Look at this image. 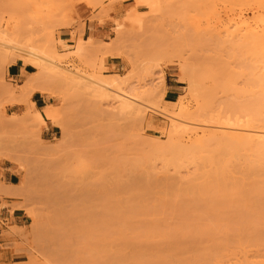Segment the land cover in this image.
Returning <instances> with one entry per match:
<instances>
[{"label":"rangeland","instance_id":"374dc122","mask_svg":"<svg viewBox=\"0 0 264 264\" xmlns=\"http://www.w3.org/2000/svg\"><path fill=\"white\" fill-rule=\"evenodd\" d=\"M263 16L264 0H0V34L13 40L0 45V156L20 171L15 206L27 213L0 234V264H264V155L215 165L169 154L173 139L195 145L174 135L173 116L264 131ZM34 91L52 96L53 136ZM125 91L141 110L110 99ZM13 103L24 111L8 115Z\"/></svg>","mask_w":264,"mask_h":264},{"label":"bare ground","instance_id":"6f19581e","mask_svg":"<svg viewBox=\"0 0 264 264\" xmlns=\"http://www.w3.org/2000/svg\"><path fill=\"white\" fill-rule=\"evenodd\" d=\"M264 17V16H263ZM256 19H254V21H255ZM248 22V21H247ZM261 22V21H260ZM245 23V22H244ZM257 23H259V22H257ZM248 24H250V21L246 24L247 26H248ZM242 26H243V24H241ZM245 25V24H244ZM257 25V24H256ZM247 26H246V28H247ZM241 27V26H240ZM245 27V26H244ZM263 28V27H262ZM1 29V28H0ZM261 30V29H260ZM5 31V30H4ZM1 32V31H0ZM246 32V31H245ZM254 33H255V30L253 31ZM3 33V32H2ZM250 33V32H249ZM257 33H260V31L258 32L257 31ZM0 35H2V34H0ZM251 35H252V33H251ZM8 34L6 33H3V35L2 36H0V40H2L3 42L1 43L0 42V45H4V46H7V47H9L8 45L9 44H11V42H13V40L12 39H10V37L8 36ZM11 38H13V37H11ZM253 38V37H252ZM90 40V39H89ZM86 42V41H85ZM264 44V43H263ZM254 45V44H253ZM11 46V45H10ZM80 46V45H79ZM16 47V46H15ZM262 47H263V45H262ZM6 48V47H5ZM16 48H18V47H16ZM260 49V48H259ZM258 49V50H259ZM261 51H263V54H264V48H263V50H261ZM27 53L29 54V55H31L32 57H34V59H36V58H38L39 60H46L47 58H45L44 56H42L39 52H38V50H36V48L34 49V47L32 48V46H31V49L30 50H27ZM257 54V53H256ZM254 55V54H253ZM36 57V58H35ZM259 57V56H258ZM260 57H261V55H260ZM48 60V59H47ZM46 60V61H47ZM48 62L49 63H51V64H53V65H55V62H53V61H51V60H48ZM256 62V61H255ZM261 63H263V69H264V61L263 62H260V64ZM257 64V63H256ZM259 64V63H258ZM56 66H58L57 64H56ZM263 69H262V71H263ZM107 77V76H106ZM262 78V82L264 83V72H263V77H261ZM101 80H103V79H101ZM107 80H109V79H106L105 80V82L107 81ZM195 80H198V79H196V77H195ZM193 81H194V79H193ZM98 82H102V81H98ZM97 82V83H98ZM104 81L102 82L103 84H105L106 85V83H105ZM110 82V81H109ZM164 82V81H163ZM96 83V82H95ZM102 83H100V85L99 86H102L103 84ZM107 85H109V83L107 84ZM115 87V86H114ZM117 87V86H116ZM119 87V86H118ZM98 88H101V87H98ZM121 92V91H120ZM119 92V93H120ZM129 94H127V92L125 91V92H122V93H120V94H118L117 93V95L115 96V95H110L111 97L112 96H114L113 98H111L110 97V99H113L115 102H117L118 103V105H119V107L121 108V110L123 109H128V108H131V111H132V109L133 110H136V111H139V110H141L140 108H138V106L139 105H141V104H139V103H135V104H139V105H137V107H134V106H136V105H134L133 104V100H130L128 97ZM131 97V96H130ZM108 98H109V95H108ZM134 99H136V98H134ZM264 101V100H263ZM113 102V101H112ZM111 102V103H112ZM264 103V102H263ZM32 104V103H31ZM30 105V104H29ZM33 105V104H32ZM142 106V105H141ZM153 106V105H152ZM32 107H35V106H32ZM53 107V106H52ZM144 107V106H143ZM187 108V107H186ZM34 109V108H33ZM57 109V108H56ZM117 109V108H116ZM55 110V109H54ZM145 110V109H144ZM147 110V109H146ZM183 109H181V111H182ZM185 110V109H184ZM28 111H30V110H28ZM130 111V110H129ZM27 112V111H26ZM123 112V111H122ZM141 112V111H140ZM184 112V111H183ZM182 112V113H183ZM29 113V112H28ZM35 115H37V117L38 118H40V120H45L44 118H43V114L39 111V110H37V109H35ZM45 113H46V115H47V117L49 118V119H52V120H54L55 119V117H56V114L53 112V110L50 108V107H48L47 109H45ZM184 114V113H183ZM185 114H187V113H185ZM132 115V114H131ZM139 115V114H138ZM143 115V114H142ZM134 116H136V113H135V115ZM178 116H183L184 117V115H181V114H179ZM171 118H173V120L171 121V124H172V122H173V124H172V127H173V131L175 132L174 133V135L177 133V135H178V137L180 136V135H182L183 133L185 134V132H187L188 133V135H189V140H191V139H193V141H194V143H195V145H194V147L192 148V147H180L181 145L180 144H178V138H176V139H173V145L172 146H174V144L177 146V145H179L177 148H175V149H177V150H174L173 151V149H170L169 148V144H168V142H167V147L171 150H169V151H167V153L169 152V154L171 153V152H173V154H174V152L176 153V151H177V153H176V155L175 156H178L177 154H179V157L181 156V155H184L185 154V152H186V155H187V153L189 152V153H191V155L193 156H191L192 158V160H194V159H196L195 157H204V159L206 158V160L207 161H214L213 163L216 165V163H218V161L220 160V158L221 157H224V153L225 154H227V152H229L230 153V155L232 156H239V157H246L247 158V162H249V164L248 165H255L254 164V161L256 160L257 161V159H255V157H257L256 155H259V156H261L262 157V155H264V131H263V129H261L262 131H260L259 133L258 132H254L255 134L254 135H250V136H245V135H243V134H237V133H234L233 132V130H232V133H220L221 132V129L223 128H221V129H216V130H211L212 128V126L210 127L211 129H209V131L206 129V128H203V127H197V128H192V127H189V125H188V123L185 121L186 119L185 118H187V117H184V118H181V117H171ZM170 118V119H171ZM185 119V120H184ZM189 119V118H188ZM135 120V119H134ZM190 120V119H189ZM142 121V120H141ZM176 121H178V122H176ZM45 122V121H44ZM143 122V121H142ZM175 122V123H174ZM190 122H193L192 120H190L189 121V123ZM196 123V122H195ZM170 124V125H171ZM226 125V124H225ZM186 126H188V128L186 127ZM198 126V125H197ZM201 126V125H200ZM218 126V125H217ZM213 128H214V126H213ZM217 128H220V126L219 127H217ZM224 128H226V126L224 127ZM231 128V127H230ZM239 128H242V127H240L239 126ZM172 129V128H171ZM237 129V128H236ZM243 129H244V127H243ZM247 129V128H246ZM226 130V129H225ZM172 131V132H173ZM184 131V132H183ZM216 131V132H215ZM239 131V130H238ZM243 131V130H242ZM247 131H250V130H248L247 129ZM253 131H255V130H253ZM182 133V134H180V133ZM222 132H224V130L222 129ZM171 133V132H170ZM179 133V134H178ZM183 134V135H184ZM251 134H253L252 133V129H251ZM172 135H173V133H172ZM183 135H182V137H183ZM195 135V136H194ZM185 136V135H184ZM194 136V137H193ZM169 137H170V135H169ZM177 137V136H176ZM182 137H180L181 139H182ZM186 139V138H185ZM172 140V139H171ZM174 140H177L176 142L174 141ZM171 142V143H172ZM161 143V142H160ZM182 143V142H181ZM191 143H193V142H191ZM163 145V144H162ZM164 145H165V143H164ZM186 145V144H185ZM156 147L158 146V145H155ZM183 146V145H182ZM213 146V147H212ZM152 147V146H151ZM153 148V147H152ZM151 148V149H152ZM155 148V147H154ZM153 148V149H154ZM165 148V147H164ZM163 147L161 148V149H164ZM168 148H166V149H168ZM152 149V150H153ZM156 149V148H155ZM160 149V148H159ZM157 151V150H156ZM156 151H155V153H156ZM163 151H165V150H163ZM162 151V152H163ZM207 151V156H204V153L203 152H206ZM251 151H252V153H251ZM146 153H147V151H145ZM166 152V151H165ZM178 152H180V153H178ZM209 152V153H208ZM247 152H248V154L249 155H246L247 154ZM256 153V155H254L253 156V154L254 153ZM182 153V154H181ZM203 153V154H202ZM140 154V153H139ZM149 154V153H148ZM147 154V155H148ZM159 154V153H158ZM172 153H171V155L172 156H174ZM160 155V154H159ZM159 155L157 156L158 158H159ZM138 156H140V155H137V157ZM152 156V155H151ZM154 156V155H153ZM163 156V154L161 155V157ZM169 157H170V155H168ZM226 156V155H225ZM258 156V157H259ZM155 157V156H154ZM168 157V158H169ZM186 158V160H189V158H190V155L188 156V159H187V156H185ZM139 158H141V157H139ZM138 158V159H139ZM144 158V157H143ZM146 158V157H145ZM177 158V157H176ZM184 158V157H183ZM194 158V159H193ZM263 158H264V156H263ZM136 159V158H135ZM134 159V161H133V158L131 159V163L133 164V162H135L136 160H138V159H136L135 160ZM152 159V158H151ZM163 159V158H162ZM166 159V158H165ZM175 158H173V160H174ZM260 160H262V158H259ZM113 160H115V159H113ZM120 160V162H121V159H119ZM119 160H116L117 162L119 161ZM161 160V159H160ZM164 160V159H163ZM169 160V159H168ZM170 160H172V159H170ZM172 160V161H173ZM184 160V159H183ZM217 160V161H216ZM222 160V159H221ZM245 160V159H244ZM259 160V161H260ZM115 161V162H116ZM122 161H123V159H122ZM140 161V160H139ZM139 161H137V163L139 162ZM147 161H148V159H147ZM175 161V160H174ZM177 161V160H176ZM181 161H182V159H181ZM216 161V162H215ZM243 161V160H242ZM255 161V162H256ZM116 162V163H117ZM125 162V161H124ZM128 162V161H127ZM143 162V161H142ZM142 162H140V163H138V165L139 164H141ZM150 162V161H149ZM168 162H170L171 163V161H168ZM179 162H180V159H179ZM210 162V163H211ZM221 162V161H220ZM113 164H115L116 166H117V164L116 163H114V162H112ZM137 163L135 162L134 164H133V166L135 167L136 165H137ZM148 163V162H147ZM165 163H166V160H165ZM177 163V162H176ZM222 163V165H223V162H221ZM221 163H220V165H221ZM125 163H123V165H124ZM212 164V163H211ZM225 164V163H224ZM121 165H122V162H121ZM122 165V166H123ZM126 165H127V163H126ZM129 165H131V164H129ZM138 165H137V167H138ZM165 165V164H164ZM222 165L220 166V168H222V169H220L219 167V169H217L218 171H220V172H222V173H225V171H226V169H225V166H223L222 167ZM110 166H111V164H110ZM114 166V165H113ZM140 167H141V165H139ZM147 166H149V165H147ZM146 166V167H147ZM153 166V165H152ZM166 166V165H165ZM227 166V165H226ZM118 167V166H117ZM145 167V168H146ZM151 167V166H150ZM254 167V166H253ZM118 168H120V169H122L123 170V168H121V167H118ZM118 168H116V170L118 169ZM132 168V167H131ZM136 168V167H135ZM134 168V169H135ZM153 168V167H152ZM137 169V168H136ZM116 170H113L112 172H115ZM214 171V174H213V177L211 178L212 180H215V179H217L216 177L219 175V174H217L218 173V171ZM111 171V170H110ZM119 171H121V170H119ZM155 171V170H154ZM149 172V171H148ZM55 173V172H54ZM53 173V174H54ZM116 173H120V172H116ZM217 174V176H216V174ZM56 174V173H55ZM112 174V173H111ZM121 174V173H120ZM212 174H210V176H212ZM110 175V174H109ZM112 176V175H111ZM116 176H118V174H116ZM145 176H146V174H145ZM209 176V175H208ZM214 176H215V179H214ZM207 178V177H206ZM208 179V178H207ZM147 180V179H146ZM136 180H134V182H135ZM145 181V180H144ZM143 181V182H144ZM216 182L218 181V183H219V180L217 179V180H215ZM138 182V181H137ZM155 182V181H154ZM209 182H211L210 180H209ZM145 183V182H144ZM207 183V182H206ZM138 184H140V182L138 183ZM143 184V183H142ZM220 184V183H219ZM215 186L216 187V185L214 184V185H212L211 183L209 184H207L206 186H205V189L207 190L208 188H209V186ZM134 186H136V184L134 185ZM133 185H132V187H134ZM138 186V185H137ZM221 186V185H220ZM151 187V186H150ZM195 187V186H194ZM217 187H219V186H217ZM149 188V187H148ZM192 188H193V186H192ZM141 189V188H140ZM221 189V188H220ZM145 190V189H144ZM264 190V189H263ZM143 191V190H142ZM150 192V191H149ZM138 193V192H137ZM136 193V194H137ZM139 193H140V191H139ZM138 193V194H139ZM262 194H260L257 198L258 199H261V200H258V201H260V203L259 204H261L262 202L264 203V198H262L263 196H264V192L262 191L261 192ZM143 194L144 193H142V194H140L141 196H143ZM148 194V193H147ZM134 196V195H133ZM212 196V195H211ZM144 197V196H143ZM260 197V198H259ZM230 198H231V196H230ZM142 199V198H141ZM262 199H263V201H262ZM138 201V200H137ZM142 201V200H141ZM257 201V202H258ZM262 201V202H261ZM105 203H107V205H109V203H108V201L106 202L105 201ZM102 204H104L103 202H102ZM143 204V203H142ZM143 207V206H142ZM106 209H107V207H106ZM257 215H259V214H257ZM264 215V214H263ZM256 216V215H255ZM261 216H262V214H261ZM254 217V216H253ZM264 217V216H263ZM262 217V218H263ZM254 219V218H253ZM153 261H155V260H153ZM158 262V261H157ZM106 264H108V263H106ZM110 264H114V261H112ZM155 264V263H154ZM157 264V263H156Z\"/></svg>","mask_w":264,"mask_h":264},{"label":"crops","instance_id":"0c3cea01","mask_svg":"<svg viewBox=\"0 0 264 264\" xmlns=\"http://www.w3.org/2000/svg\"><path fill=\"white\" fill-rule=\"evenodd\" d=\"M22 70L23 66L20 65L18 61L10 67L12 75H20L21 77L23 73ZM19 80L22 81L23 79L19 78ZM18 85H23V83H19ZM177 91L178 87L176 85L168 84V92L176 93ZM30 98L32 104L43 114V118L45 119V122L41 126L42 134L53 136L57 130V125L44 113L46 108L55 106L51 101L52 96L46 92L34 91ZM5 108L8 115L14 113L21 114V112L24 111V106L21 103L7 104ZM20 182L21 174L16 164L8 157L0 156V234H2L4 228L8 225L17 227L25 225V218H27L26 211L21 207L15 206L17 202L16 192L20 186ZM0 239L2 238L0 237ZM4 243L5 242L2 240L0 246Z\"/></svg>","mask_w":264,"mask_h":264}]
</instances>
